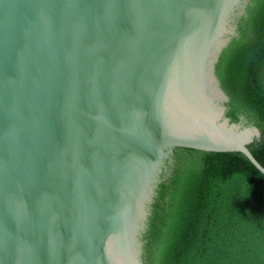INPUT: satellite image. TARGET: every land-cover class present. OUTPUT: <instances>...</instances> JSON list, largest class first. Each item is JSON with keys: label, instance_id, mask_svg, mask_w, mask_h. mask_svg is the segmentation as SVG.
<instances>
[{"label": "water", "instance_id": "obj_1", "mask_svg": "<svg viewBox=\"0 0 264 264\" xmlns=\"http://www.w3.org/2000/svg\"><path fill=\"white\" fill-rule=\"evenodd\" d=\"M249 0H0V264H144L176 148L242 153L215 74Z\"/></svg>", "mask_w": 264, "mask_h": 264}, {"label": "trees", "instance_id": "obj_2", "mask_svg": "<svg viewBox=\"0 0 264 264\" xmlns=\"http://www.w3.org/2000/svg\"><path fill=\"white\" fill-rule=\"evenodd\" d=\"M215 66L232 123L264 167V0H249ZM142 236L144 264H264V175L242 153L176 148Z\"/></svg>", "mask_w": 264, "mask_h": 264}]
</instances>
